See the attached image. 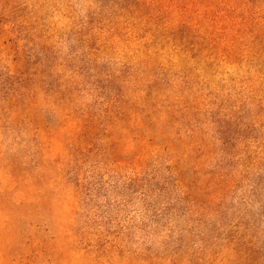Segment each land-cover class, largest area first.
Instances as JSON below:
<instances>
[{
  "label": "rangeland",
  "instance_id": "1",
  "mask_svg": "<svg viewBox=\"0 0 264 264\" xmlns=\"http://www.w3.org/2000/svg\"><path fill=\"white\" fill-rule=\"evenodd\" d=\"M0 264H264V0H0Z\"/></svg>",
  "mask_w": 264,
  "mask_h": 264
}]
</instances>
